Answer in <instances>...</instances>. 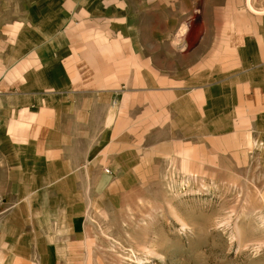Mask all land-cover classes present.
<instances>
[{
    "label": "crops",
    "instance_id": "0c3cea01",
    "mask_svg": "<svg viewBox=\"0 0 264 264\" xmlns=\"http://www.w3.org/2000/svg\"><path fill=\"white\" fill-rule=\"evenodd\" d=\"M255 1L0 0V264H90L88 214L160 165L264 170Z\"/></svg>",
    "mask_w": 264,
    "mask_h": 264
},
{
    "label": "rangeland",
    "instance_id": "374dc122",
    "mask_svg": "<svg viewBox=\"0 0 264 264\" xmlns=\"http://www.w3.org/2000/svg\"><path fill=\"white\" fill-rule=\"evenodd\" d=\"M250 1L244 5L252 10L256 7L251 9ZM257 2L264 11V0ZM201 8H193L180 27L187 32L188 46L206 26ZM123 204L88 214L87 242L96 254L90 264H137L140 245H150L158 253L142 255L146 262L141 264H264V170L260 168L184 176L170 164L160 165Z\"/></svg>",
    "mask_w": 264,
    "mask_h": 264
},
{
    "label": "bare ground",
    "instance_id": "6f19581e",
    "mask_svg": "<svg viewBox=\"0 0 264 264\" xmlns=\"http://www.w3.org/2000/svg\"><path fill=\"white\" fill-rule=\"evenodd\" d=\"M169 207H171V206L169 205ZM170 212L172 213V215L176 218V220L180 223V225L182 227H185L186 226V223L180 218V216L178 215V212L176 211V209H174L173 207H171L170 208ZM140 246H141L140 247L141 254L143 256L146 257V256H156V255H158V253L155 252V250L153 249L154 247H152L150 245L149 246L148 245H140ZM142 255L137 256V257L135 256L136 257V263L137 264H141L144 261L145 257H142ZM144 262H146V261H144Z\"/></svg>",
    "mask_w": 264,
    "mask_h": 264
},
{
    "label": "built area",
    "instance_id": "2783aa9c",
    "mask_svg": "<svg viewBox=\"0 0 264 264\" xmlns=\"http://www.w3.org/2000/svg\"><path fill=\"white\" fill-rule=\"evenodd\" d=\"M245 2H248V0H247V1L245 0ZM245 4H246V3H245ZM251 9H252V8H251ZM105 171L108 172V170H105Z\"/></svg>",
    "mask_w": 264,
    "mask_h": 264
}]
</instances>
